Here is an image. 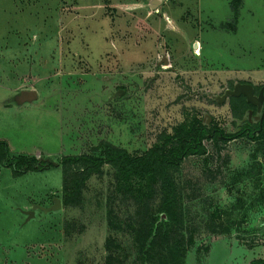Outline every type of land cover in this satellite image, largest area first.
<instances>
[{
    "label": "rangeland",
    "instance_id": "374dc122",
    "mask_svg": "<svg viewBox=\"0 0 264 264\" xmlns=\"http://www.w3.org/2000/svg\"><path fill=\"white\" fill-rule=\"evenodd\" d=\"M236 82L254 94L264 85V0H0V137L14 151H60L34 153L57 162L48 174L0 170V264L264 257V123L256 139L203 137V153L170 169L181 224L166 238L146 233L157 195L134 198L135 183L130 191L111 163L87 171L64 159L101 157L106 144L131 156L166 151L201 122L255 123L262 106L224 96ZM28 88L37 97L23 101ZM61 174L59 188L25 204ZM54 196L57 208L33 206Z\"/></svg>",
    "mask_w": 264,
    "mask_h": 264
},
{
    "label": "trees",
    "instance_id": "16d2710c",
    "mask_svg": "<svg viewBox=\"0 0 264 264\" xmlns=\"http://www.w3.org/2000/svg\"><path fill=\"white\" fill-rule=\"evenodd\" d=\"M263 123L264 115L255 123L244 121L237 125V130L227 131L218 125L201 122L189 129L193 131V134L177 137L176 143L166 151L149 149L142 155L131 156L125 149L114 148L106 144L101 157L80 154L65 156L64 159L73 162L81 161L84 164L83 169L87 171L97 169L102 162L111 163L116 167L119 179L129 188L133 182L135 183L134 193H132L134 198L143 200L157 195L159 198L157 211L149 216L146 222V233L166 238L173 235L181 224L178 193L170 169L178 166L181 158L188 153H203L205 151L201 142L203 137L229 140L245 136L249 139H256L259 137L258 133L262 132ZM1 165L8 167L11 174L15 176L28 170H42L52 164L35 155H10L7 142L0 139ZM257 179L261 180L260 177ZM261 188L259 195L264 198V189ZM61 200L63 203L67 202L64 196ZM259 227H264V217L261 218ZM261 232L264 236V230ZM180 236L182 237V234ZM180 241L181 250H184L186 247L183 241ZM189 242H191V235L186 244ZM248 264H264V257L252 258Z\"/></svg>",
    "mask_w": 264,
    "mask_h": 264
},
{
    "label": "water",
    "instance_id": "95a60500",
    "mask_svg": "<svg viewBox=\"0 0 264 264\" xmlns=\"http://www.w3.org/2000/svg\"><path fill=\"white\" fill-rule=\"evenodd\" d=\"M242 94L245 96V99L251 104H255L257 106H262V110L260 113L259 119H261L264 115V85L261 86L256 94H254L253 85L249 82H236L231 89H226L224 91L225 95H239ZM36 97V93L33 89H23L20 92L21 100H31ZM39 159H45L50 162L52 165H57V162L47 158V157H38ZM33 206H37L43 210L54 209L60 206V199L57 196H54L52 199V204L49 206H42L39 204H34Z\"/></svg>",
    "mask_w": 264,
    "mask_h": 264
},
{
    "label": "crops",
    "instance_id": "0c3cea01",
    "mask_svg": "<svg viewBox=\"0 0 264 264\" xmlns=\"http://www.w3.org/2000/svg\"><path fill=\"white\" fill-rule=\"evenodd\" d=\"M18 65H16L15 67H17ZM21 67H22V65H19L17 68L18 69H21ZM29 89V88H28ZM34 90V89H33ZM35 91V93H36V97H37V92H36V90H34ZM36 97L35 98H33V99H36ZM33 99H31V100H33ZM16 101H18V98L17 99H15ZM23 101H30V100H23ZM19 102V101H18ZM9 103V102H8ZM8 103H6V105L8 104ZM10 104V103H9ZM8 106V105H7ZM0 139H3V140H5L6 142H7V145H8V149H9V153H10V155H14V154H28V155H34V153L35 152H37L38 151V153H40V154H43V156H46V155H50V156H54V155H59L60 154V151H51V150H48V149H44V148H39V149H36L35 151H31V152H21V151H19V150H13L12 148H11V145H10V143H9V141H8V138H6V137H0ZM3 167H6V166H3V165H1L0 166V170L3 168ZM50 167L51 166H49L48 168H45V169H42V170H28V171H26V172H24V173H22V174H20V175H15V177H21V176H25V175H27V174H38V173H42V174H44L43 172H45V173H49L50 172ZM61 170V169H60ZM61 182H62V174H61V180H60V184L59 185H56V186H54V185H49V186H46V190L42 193L43 195L41 196V195H34V194H32V193H25L24 194V198H25V204H27L28 205V203H29V201H30V199L31 198H33L34 200H37L38 198H41V197H43V198H45L46 197V195H45V192H47V191H50V189L51 188H53V189H57V188H59L60 187V185H61ZM52 199H53V197H52ZM36 204H39V203H36ZM39 205H41V204H39ZM31 212V211H30ZM12 244V243H11ZM10 248H13L12 246L11 247H9L8 249H10ZM7 249V250H8ZM7 250H4V251H7ZM3 251V252H4ZM0 252H2L1 250H0Z\"/></svg>",
    "mask_w": 264,
    "mask_h": 264
},
{
    "label": "built area",
    "instance_id": "2783aa9c",
    "mask_svg": "<svg viewBox=\"0 0 264 264\" xmlns=\"http://www.w3.org/2000/svg\"><path fill=\"white\" fill-rule=\"evenodd\" d=\"M38 157V156H37Z\"/></svg>",
    "mask_w": 264,
    "mask_h": 264
}]
</instances>
